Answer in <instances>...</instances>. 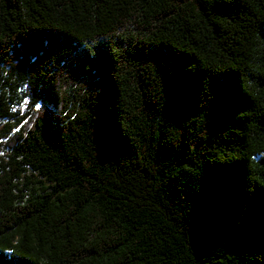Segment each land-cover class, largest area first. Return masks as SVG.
<instances>
[{"label":"trees","instance_id":"16d2710c","mask_svg":"<svg viewBox=\"0 0 264 264\" xmlns=\"http://www.w3.org/2000/svg\"><path fill=\"white\" fill-rule=\"evenodd\" d=\"M0 264H264V0H0Z\"/></svg>","mask_w":264,"mask_h":264}]
</instances>
